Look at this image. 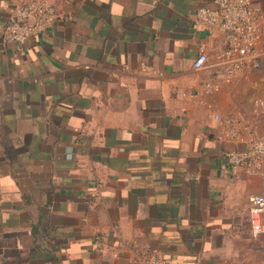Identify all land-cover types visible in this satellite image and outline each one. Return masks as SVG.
Here are the masks:
<instances>
[{
  "label": "crops",
  "instance_id": "0c3cea01",
  "mask_svg": "<svg viewBox=\"0 0 264 264\" xmlns=\"http://www.w3.org/2000/svg\"><path fill=\"white\" fill-rule=\"evenodd\" d=\"M26 1L0 0V264H264L261 178L222 165L214 118L241 82L193 66L223 48L194 21L212 0H46L53 24L6 42Z\"/></svg>",
  "mask_w": 264,
  "mask_h": 264
},
{
  "label": "built area",
  "instance_id": "2783aa9c",
  "mask_svg": "<svg viewBox=\"0 0 264 264\" xmlns=\"http://www.w3.org/2000/svg\"><path fill=\"white\" fill-rule=\"evenodd\" d=\"M57 17L56 7L46 0L21 2L11 10L3 35L9 43L22 45L32 37L41 35ZM195 24L208 33H217L223 40L222 50L210 56L201 50L194 59L196 70L214 67L230 81L234 76L250 70H264V46L262 35L264 16L252 0H212L195 12ZM220 82L206 79L201 88L210 95L220 90ZM253 110L264 116V96L253 101ZM221 123V131L232 147L223 152L222 165L231 170L243 169L250 176L261 178L264 189V133L249 122L240 111L225 117L215 115ZM249 219L254 235L264 233V192L250 196ZM138 264H167L156 253L144 255Z\"/></svg>",
  "mask_w": 264,
  "mask_h": 264
},
{
  "label": "rangeland",
  "instance_id": "374dc122",
  "mask_svg": "<svg viewBox=\"0 0 264 264\" xmlns=\"http://www.w3.org/2000/svg\"><path fill=\"white\" fill-rule=\"evenodd\" d=\"M238 78V79H237ZM241 82L240 101L235 111H240L245 118L264 133V116H258L253 110L252 101L264 96V70H250L233 77ZM231 80V79H230ZM229 82V81H228Z\"/></svg>",
  "mask_w": 264,
  "mask_h": 264
}]
</instances>
